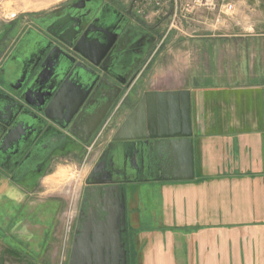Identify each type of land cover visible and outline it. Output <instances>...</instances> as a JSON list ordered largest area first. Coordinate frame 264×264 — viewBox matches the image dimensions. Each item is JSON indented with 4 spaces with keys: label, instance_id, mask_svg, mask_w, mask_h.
I'll return each instance as SVG.
<instances>
[{
    "label": "crops",
    "instance_id": "obj_1",
    "mask_svg": "<svg viewBox=\"0 0 264 264\" xmlns=\"http://www.w3.org/2000/svg\"><path fill=\"white\" fill-rule=\"evenodd\" d=\"M46 1L49 13L64 9L57 5L64 0ZM134 17L136 22L120 23L102 35L104 40L98 36L104 32L102 19L87 33L81 49L90 60L105 53L101 62L109 84L89 90L73 73L54 89L53 103L44 108L45 124L62 137L47 142L68 145L30 187L0 172V223L10 237L20 239L14 233L21 223L33 226L44 217L41 239L46 238L58 201L39 199L25 214L33 197H41L40 189L63 175L61 164L83 163L86 174L104 154L140 168V179L125 182L130 264H264V0H238L228 14L197 12L173 27L164 28L160 18L150 26L138 12ZM8 26L0 27V93H13L9 84L30 59L20 52L11 60L17 39L28 29L8 39L15 31ZM145 28H152V35ZM150 36L153 43L146 45ZM146 46L151 50L131 86L117 89L130 64L144 56L136 50ZM39 74L47 92L61 74L60 64L52 61ZM32 92L31 103L40 105L39 91ZM72 98H83L84 108L64 117L67 109L73 111ZM186 137L191 139V167L184 166L183 145L176 142ZM154 141L166 152L159 165L155 146L147 175L138 152L142 143ZM119 143L127 152L138 148V156L113 155ZM38 148L32 151L33 166L44 159L48 146L40 153Z\"/></svg>",
    "mask_w": 264,
    "mask_h": 264
},
{
    "label": "flooded vegetation",
    "instance_id": "obj_2",
    "mask_svg": "<svg viewBox=\"0 0 264 264\" xmlns=\"http://www.w3.org/2000/svg\"><path fill=\"white\" fill-rule=\"evenodd\" d=\"M62 7L64 9L59 14L58 12L46 13L35 19L34 22L39 29L29 28L19 36L11 52V60L14 57L16 58L20 52L22 55L29 53L30 59L25 63V67L28 69L36 57L34 52L39 49L38 44H41L45 39H53L44 31V28L49 23L66 16H75L80 22L81 34L77 49L85 55H88V53L83 48L81 49L82 41L90 29L101 19L100 28L104 32L100 34L101 36H98L103 40L111 34L112 30H115L113 27L119 26L120 23L128 24V22H136L131 8L124 9L122 5L111 1L69 0L67 3L62 4ZM145 31L152 35V28H145ZM104 34L107 36H102ZM146 43V45L153 43L151 36ZM33 46L35 47L33 51L26 52V50H29L28 47L32 48ZM63 50L74 58L77 63L85 64L91 69H96L100 78H107V73L101 71L100 66L94 68L76 53L66 48H63ZM150 50L151 47L149 46H146L145 50L143 48L136 50L138 55L144 53V56L143 58H136L130 64L127 76L121 79L122 81L119 85H116L117 89L125 88L127 84L131 83ZM101 67V69L105 70L104 65H101ZM18 80L9 84L12 92L19 86ZM62 95L61 98L63 97ZM72 99L74 100V98ZM45 125L42 126L41 132L36 137L34 143L36 145L39 144L38 153L44 152L45 146H48V149H45L44 159L37 165L33 166L32 164L31 149L35 144L26 149L23 146L15 155H12L7 160L0 157V172L8 175L10 180L20 186L30 187L33 182H39L49 170V165L52 162H57L59 158L57 155L61 151H64L68 145L48 143L47 140L57 136L59 138L62 135L58 133V130ZM62 125L64 124L62 123ZM91 166V168L90 166L87 167V172L82 179L79 189L80 194L75 205V212L70 227L65 264H130V254L126 246V236L129 232L128 218L130 214L125 193L129 185L125 184V182L140 179L141 175L138 173L140 168L138 165L135 167L132 164V160L112 161L105 157L104 154ZM88 196L91 198L88 199Z\"/></svg>",
    "mask_w": 264,
    "mask_h": 264
},
{
    "label": "water",
    "instance_id": "obj_3",
    "mask_svg": "<svg viewBox=\"0 0 264 264\" xmlns=\"http://www.w3.org/2000/svg\"><path fill=\"white\" fill-rule=\"evenodd\" d=\"M44 31L53 39H45L41 44H38L39 49L36 48L37 51L34 52L36 57L33 63L28 69L24 64L19 74V86L13 93H0V157L4 160L15 155L23 146L26 149L27 147H32L34 144L36 145V143H34L36 137L40 134L42 126L46 123V111L44 110V108L48 106L46 103L52 98L54 89L59 87L60 83L67 75L75 73V76L79 78V83L89 85V90L102 84H109L106 78H100L96 69H91L85 64L77 63L74 58L63 50V48H66L76 53L94 68L100 66V70L107 73L105 70L101 69V65L105 63L101 62L105 53L100 54L97 59L90 61L87 55L77 49L80 42L79 36L81 30L80 22L75 16H66L65 18L53 21L44 28ZM52 61L60 64L61 74L58 75L59 78L58 76L54 77V80L46 89L47 92H44L42 88L43 84L41 83L42 76L39 72L41 70L44 71V67ZM136 76L133 77L131 83H133ZM56 80L57 84L55 86ZM131 83L127 84L125 88H129ZM33 90H38L40 93L39 96L43 99L40 105L32 104L34 95L32 92ZM82 99L79 102L78 100L70 99L68 102L70 104L69 109H73V111L67 109L64 117L71 118L78 111L81 112V109L84 108ZM52 101L54 100H51V102L49 101V103H53ZM74 102L76 105L75 107L73 105ZM176 142L183 145L184 166H188L189 164V167H191V139L186 137L181 140H176ZM158 144L159 143L156 141L142 143L140 152H138L142 158L144 173L147 175L152 171L154 161L151 157L155 158V146L159 165L162 164L161 154L166 152V149L164 150V148L159 147ZM34 147L31 151L34 150ZM136 150H138V148L133 152L130 150L127 152L125 144L119 143L117 147L113 148L112 153L119 157L132 159L136 154Z\"/></svg>",
    "mask_w": 264,
    "mask_h": 264
},
{
    "label": "rangeland",
    "instance_id": "obj_4",
    "mask_svg": "<svg viewBox=\"0 0 264 264\" xmlns=\"http://www.w3.org/2000/svg\"><path fill=\"white\" fill-rule=\"evenodd\" d=\"M68 1L64 0V2H60L57 5L65 4ZM106 1L118 3L124 9L131 8L133 16L138 12L137 0ZM47 5L46 0H6L0 5V27L9 25L8 28H15L14 32L9 33L8 39L18 37L19 30H22L21 28L29 29L28 27L31 26L33 29H39L34 21L43 14L49 13L48 10H44ZM10 14H14V18H11ZM9 15L10 17L7 18ZM160 20L164 28L168 26L169 19L167 17H162ZM154 24H156L155 21L151 22L150 26ZM61 166L66 167L63 169V177L57 178L52 187H42L39 191L42 193L41 197L37 195V197H33V204L25 213L31 214L39 199L50 197V199L58 201L55 203L57 207L53 209V214L51 215L53 222L50 223L47 237L41 239L42 232L45 230L44 217L38 219L42 223L40 222V224L33 226L28 222L21 223L19 225L20 230L14 233L20 239L10 237L9 228H5V224L0 223V264H65L70 227L86 165L83 166V163H80V165L70 168H67L66 164H61ZM47 182L49 181L46 180L44 182L46 186L48 185ZM39 213H41V210H38ZM38 217L39 215L34 216V220L35 218L37 220ZM3 219L6 218L3 217ZM4 222L6 223L5 220Z\"/></svg>",
    "mask_w": 264,
    "mask_h": 264
},
{
    "label": "built area",
    "instance_id": "obj_5",
    "mask_svg": "<svg viewBox=\"0 0 264 264\" xmlns=\"http://www.w3.org/2000/svg\"><path fill=\"white\" fill-rule=\"evenodd\" d=\"M4 1L6 0H0V5ZM236 1L238 0H137L136 5L139 15L147 23L167 17L169 26L173 27L177 21L188 22L197 12L210 15L231 13ZM10 15L14 18V14ZM10 15L6 17L9 18Z\"/></svg>",
    "mask_w": 264,
    "mask_h": 264
},
{
    "label": "bare ground",
    "instance_id": "obj_6",
    "mask_svg": "<svg viewBox=\"0 0 264 264\" xmlns=\"http://www.w3.org/2000/svg\"><path fill=\"white\" fill-rule=\"evenodd\" d=\"M60 176H61V177H63V175H62V174H61Z\"/></svg>",
    "mask_w": 264,
    "mask_h": 264
}]
</instances>
